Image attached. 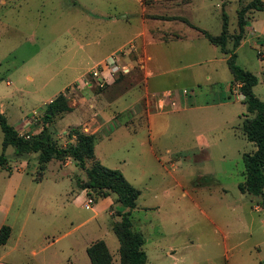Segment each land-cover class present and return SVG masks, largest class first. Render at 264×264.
Masks as SVG:
<instances>
[{
  "label": "rangeland",
  "instance_id": "rangeland-1",
  "mask_svg": "<svg viewBox=\"0 0 264 264\" xmlns=\"http://www.w3.org/2000/svg\"><path fill=\"white\" fill-rule=\"evenodd\" d=\"M247 1L0 0V111L26 133L46 127L58 146L75 128L94 134L86 165L118 168L140 190L130 216L145 264H264L261 197L238 187L242 153L256 145L242 130L229 52L171 21L215 35L226 12L236 32ZM247 15L236 62L259 78L253 91L264 100V9ZM60 92L70 108L45 118ZM1 142L0 128V153ZM13 152L8 145L0 165V264H91L86 246L98 238L119 264L110 222L127 207L95 206L103 197L81 192L85 169L71 157L43 170L37 152Z\"/></svg>",
  "mask_w": 264,
  "mask_h": 264
},
{
  "label": "trees",
  "instance_id": "trees-1",
  "mask_svg": "<svg viewBox=\"0 0 264 264\" xmlns=\"http://www.w3.org/2000/svg\"><path fill=\"white\" fill-rule=\"evenodd\" d=\"M252 9H264V0H248L241 4L237 10L236 32L227 31L226 12L222 14V31L219 34L213 35L205 29H198L212 44L219 46L222 52H229L226 62L232 74L231 80L240 82L239 89L244 95L242 101L246 104L247 113H244L242 130L245 137L256 145L255 150L242 153L245 179L239 182L238 187L242 192L260 196L261 204L264 206V100L253 91V86L258 81L257 76L236 62L235 51L244 37L245 27L249 22L247 12ZM229 38L232 39L231 49L226 47ZM69 108L64 95L60 92L58 96L47 103L44 116L49 118L53 114ZM0 128L2 130V152L0 153L2 167H4L5 161L4 150L8 145L14 147L13 153L17 158H28L31 152H37L39 168L43 170L45 163L52 158L71 157L76 165L85 169V179L76 177V184L85 189L87 195H93L95 199L110 195L113 204L127 207L125 210L117 211L120 216L118 220L110 222L119 241V264H145L147 256L142 247L143 236L132 228L130 216L140 190L118 168L106 166L98 160L93 161L89 166L86 165V159L91 158L94 154L95 136L93 133L75 128L74 132L70 133V135H75L74 141H70L65 146H58L44 126L37 133L29 134L28 137L20 135L18 129L8 122L3 111H0ZM7 228V225H2L0 228V243L6 241ZM86 252L91 264H112L111 253L102 238L89 243L86 246Z\"/></svg>",
  "mask_w": 264,
  "mask_h": 264
},
{
  "label": "crops",
  "instance_id": "crops-1",
  "mask_svg": "<svg viewBox=\"0 0 264 264\" xmlns=\"http://www.w3.org/2000/svg\"><path fill=\"white\" fill-rule=\"evenodd\" d=\"M186 18H172L171 19V21H178V20H184V21H186L185 20ZM188 24H190V25H192V27H195V28H199V27H197V26H195L194 24H192L191 22H189L188 20L186 21ZM143 25H144V21H143V19H141V27L139 28V30L136 32V33H138L139 34V32H141V29H143ZM249 28V26L248 25H246V27H245V30L246 29H248ZM167 30H170V32H171V37H180L178 34H177V32L176 31H173L171 28H166ZM201 29H203V28H201ZM200 30V29H199ZM201 31V30H200ZM255 74V73H254ZM256 75V74H255ZM258 78V77H257ZM258 81H259V78H258ZM257 81V82H258ZM0 110H3V109H0ZM4 112V111H3ZM11 124H13V123H11ZM14 125V124H13ZM15 127H17L16 125H14ZM31 127V126H30ZM29 126H27L26 128H27V130L30 128ZM82 189V191L81 192H85L86 193V190L85 189H83V188H81ZM104 202V203H103ZM111 202H112V198H111V196L110 195H107V196H105V197H103V198H101L98 202H96V204H95V206H100L101 204L102 205H104V206H109L110 204H111ZM95 206L93 207L94 209H95ZM96 211L97 210H95V213H96Z\"/></svg>",
  "mask_w": 264,
  "mask_h": 264
},
{
  "label": "built area",
  "instance_id": "built-area-1",
  "mask_svg": "<svg viewBox=\"0 0 264 264\" xmlns=\"http://www.w3.org/2000/svg\"><path fill=\"white\" fill-rule=\"evenodd\" d=\"M109 61H104L103 65L107 67ZM94 73H97L98 72V69L96 68V70L93 71ZM237 84L239 85L240 87V82L237 81ZM240 96L244 97V95L242 94V92L240 91L239 93ZM31 123V119H29L28 117H26L25 119H23V124H30ZM18 133L22 136H25V137H28L29 136V133H26L24 132L21 128H19L18 130ZM89 202H92V198L91 197H88L87 199V204H89Z\"/></svg>",
  "mask_w": 264,
  "mask_h": 264
},
{
  "label": "water",
  "instance_id": "water-1",
  "mask_svg": "<svg viewBox=\"0 0 264 264\" xmlns=\"http://www.w3.org/2000/svg\"><path fill=\"white\" fill-rule=\"evenodd\" d=\"M49 113H51V110H49Z\"/></svg>",
  "mask_w": 264,
  "mask_h": 264
}]
</instances>
